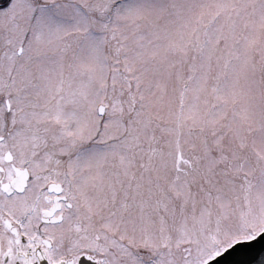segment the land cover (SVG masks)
I'll use <instances>...</instances> for the list:
<instances>
[{
	"label": "snow or ice",
	"instance_id": "snow-or-ice-1",
	"mask_svg": "<svg viewBox=\"0 0 264 264\" xmlns=\"http://www.w3.org/2000/svg\"><path fill=\"white\" fill-rule=\"evenodd\" d=\"M264 0H0V264H264Z\"/></svg>",
	"mask_w": 264,
	"mask_h": 264
},
{
	"label": "water",
	"instance_id": "water-1",
	"mask_svg": "<svg viewBox=\"0 0 264 264\" xmlns=\"http://www.w3.org/2000/svg\"><path fill=\"white\" fill-rule=\"evenodd\" d=\"M262 258H264V254L260 251V246L257 245L255 250L251 254H234L230 259H239V260H251L259 262Z\"/></svg>",
	"mask_w": 264,
	"mask_h": 264
}]
</instances>
